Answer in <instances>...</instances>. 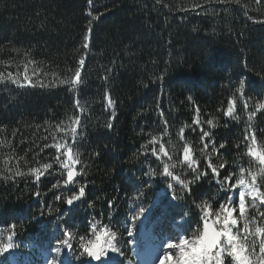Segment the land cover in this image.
Here are the masks:
<instances>
[{"label": "trees", "instance_id": "16d2710c", "mask_svg": "<svg viewBox=\"0 0 264 264\" xmlns=\"http://www.w3.org/2000/svg\"><path fill=\"white\" fill-rule=\"evenodd\" d=\"M89 11L99 18L93 20ZM89 21V46L84 48ZM262 21L264 0L259 4L256 0H93L92 5L88 0H0V61H12L0 64V71L23 72L21 62L34 60L29 73L39 66L42 81L51 84L57 77L71 76L78 61L85 60L83 83L72 92L67 85L21 88L0 84V225L16 224L18 246L0 256V263L9 257L23 263L47 252L50 264L65 260L79 264L74 258L79 238H90V224L99 221V226L108 224L117 232L124 264H131L132 246L140 242L143 228L151 226L157 234L167 228V237L173 235L183 223L177 214L181 211L190 217L185 225L190 232L199 221L193 200L207 201L212 210H218L224 196L210 170L208 178L192 186L191 195L175 186L182 200L173 199L166 178L144 176L141 169L146 171L149 164L162 171V162L151 153L141 155V145L152 136L165 144L173 161L183 158L187 143L202 170L211 160L216 167L225 163L221 176L238 173L241 167L246 170V180L248 171L264 176V165L246 155L243 143L248 114L253 110L244 109V100L253 104L264 99ZM241 79L246 80L243 99L235 91ZM106 95L115 101L114 108H108ZM233 97L234 115L239 120L224 115ZM76 100L82 111L76 108ZM77 115L81 125L76 148L81 164L76 168L79 171L83 166L84 174L76 177L75 186L52 189L57 180L66 177L55 163V148L44 145L53 143V134L58 139L65 136L57 132L56 125L63 122L68 128ZM213 117L215 128L205 123ZM194 118L199 119V126L192 123ZM109 122L111 129L106 127ZM251 126L256 132V148L264 150V111L253 118ZM181 127H185L184 140L179 138ZM201 127L211 133L203 142ZM204 143L209 145L207 157L199 152ZM220 143H226V148L219 149ZM5 161L12 172L5 168ZM45 163L53 167L37 183L28 170ZM17 170L26 174L15 176ZM182 172L179 165L174 170L184 179ZM145 180L147 185L142 183ZM85 184V197L70 211L64 198ZM57 194L60 201L55 199ZM109 201L112 207H108ZM137 205L146 208L147 219L141 217L144 226L133 228V235L128 236L125 225H132L127 217ZM261 213L264 206L259 201L255 208H247L249 219L255 218L250 225L253 230L264 227ZM238 215L234 211V217ZM65 230L75 237L72 250L57 243ZM57 247L61 248L59 254L54 251ZM256 250L259 252V244Z\"/></svg>", "mask_w": 264, "mask_h": 264}, {"label": "snow or ice", "instance_id": "6c2138e0", "mask_svg": "<svg viewBox=\"0 0 264 264\" xmlns=\"http://www.w3.org/2000/svg\"><path fill=\"white\" fill-rule=\"evenodd\" d=\"M225 2V0H221ZM257 4L261 3V0H256ZM88 4L92 5L93 0H88ZM199 7V5H196ZM92 16V19H98V16H93L92 12L87 13ZM264 22V21H262ZM193 28V31H196ZM91 32V21H89V27L84 35L83 47L88 48L89 46V33ZM23 63V72L19 70L15 73L0 71V84L11 83L17 87H35L39 85L40 87H53L58 85H67L68 91L72 92L77 89L79 85L83 83L81 76V69L84 66L85 60L81 58L78 61V67L72 73L71 76H65L64 78L57 77L56 80L49 84L44 83L41 79V69L39 66L33 67L31 74L29 73V66L35 65L34 60H26ZM0 64L10 65L12 61H0ZM19 68V65H16ZM48 73H44L47 77ZM108 77H105L107 80ZM159 79H163L160 77ZM246 88V80L241 79L239 81V86L236 88V93H239L240 97L243 99L244 92ZM107 99L108 108H114L115 101L108 95L105 97ZM189 100L192 97H188ZM234 104L235 99L229 100L227 110L224 115L231 117L233 120H239L240 117L234 115ZM75 106L78 110H81V105L79 100L75 101ZM243 107L245 110L250 107L253 109L248 114L249 125L248 129L244 134V146L247 148L246 155L254 157L259 161L260 165H264V150L256 148V132L252 130L251 121L257 116L258 113L264 111V99L256 100L253 104L249 103V100H244ZM197 115L199 114V109H196ZM163 115V113H161ZM112 116H115V112H112ZM215 117L208 119L205 123L215 128L216 123H214ZM167 121H165V124ZM193 124L199 126V119H193ZM63 122L56 125L57 132L65 133V136L59 139L55 134L52 136L53 143L45 144L44 147L55 148V163L60 166L62 170V175L66 178L61 182L57 180L56 183L52 185V189H57L60 187L68 188L69 186H75L78 181L76 177L84 174V167L82 166L79 171H77L76 166L81 164L80 152L76 148L78 143L79 132L78 129L81 125L80 116L77 115L70 127H63ZM112 123H107L106 127L111 129ZM185 127H191V125H185ZM185 127H181L180 140H184ZM195 131V129H193ZM201 136L200 141L203 142L205 138L211 136L209 131H205L202 127L200 128ZM164 135H167L165 131ZM47 139V137H45ZM250 142V143H249ZM169 143H171L169 141ZM149 145H152L149 148ZM156 145H159L157 148ZM208 144L204 143L203 147L199 149L200 156L207 157L208 153L206 149ZM144 152L141 155L147 156L151 153L155 157L156 161L162 162V171L153 168L149 164L146 171H143L144 176L149 177V179H155L157 176L167 179V188L172 190V195L174 200H182L183 196L176 195V185L180 186V190L186 195L192 194V186L197 185L198 182L209 177V171L211 172V179L215 181L218 185V192H222L224 196L223 202L219 203L218 210H212V206L207 201H202L197 203L193 200V204L196 209H199V221L194 228H185V225L189 224L190 217L187 212L178 211V215L181 216L183 223L178 224L179 229L175 234L169 235L166 239L161 236L155 242V255L154 259L158 261V264H225L227 259L228 264H264V239L257 240L255 237L257 235H264V227H254V230L250 225L255 224V218L249 219L247 216V208H255L257 201L261 206H264V192L261 188L264 187V176H259L251 171L247 172L249 177L247 180L245 178L246 170L244 168H239V172H230L227 175L221 176V170L226 168L225 163H221L219 167L214 166L211 160L206 165L205 169L200 168L199 158H194L192 148L189 144H185L183 147V158L173 161V157L169 155V152L165 148V144L161 142L156 136H152L146 144L141 145ZM240 148V145H236ZM226 143H220L219 149H225ZM43 151V149H41ZM218 151L215 142H212V152L216 153ZM99 155V153H96ZM22 159V157H21ZM168 162H163L164 160ZM182 166V174L185 176L181 179V176L174 174V170L177 167ZM53 167L52 163H45L41 167H33L28 170L27 174H31L34 177L35 182H39L41 176ZM5 168L12 172L11 168H8V162L5 161ZM43 169V171L41 170ZM264 172V169H261ZM19 170L15 171V176L25 175ZM191 175V179H187L188 175ZM233 177H236L234 180ZM11 178V177H7ZM259 180V183H258ZM145 185L148 181H142ZM87 185H82L79 187L78 192H73L64 198V203L69 206V210H73L76 206L77 201H81L85 197V189ZM202 187V185H201ZM51 190V189H50ZM211 193V189L208 190ZM36 196L40 193L36 192ZM139 195H142L140 193ZM250 198V204H249ZM57 201L61 200V195L57 194L55 196ZM139 199V196L137 197ZM92 207L91 204L88 205ZM108 207H112L111 201L108 202ZM178 209L183 208L184 205H175ZM239 212L238 217L233 216V212ZM49 211H52L49 208ZM146 208L137 205L136 208L130 210V215L127 217V221L131 222L132 227L128 228L125 225V231L128 236L133 235V228H142L144 222L141 217L147 219L145 216ZM264 217V213H261ZM174 220V218H173ZM137 222H140L137 224ZM239 222H242V226ZM100 222L95 221L90 224L91 237L86 238L85 236H80L79 238V252L75 255V260L79 261V264H124V253L118 247L117 242V232L112 230V227L108 224L99 226ZM16 224L11 223L6 226L0 225V256H5L10 250L18 247L15 243L16 237ZM64 238L57 241L58 244L63 245V247L72 250V240L75 238L73 233L65 230L63 233ZM257 244H259V252H257ZM54 251L59 254L61 248L57 247ZM111 253V255H109ZM230 258V259H228ZM61 264H70V261H62Z\"/></svg>", "mask_w": 264, "mask_h": 264}, {"label": "rangeland", "instance_id": "374dc122", "mask_svg": "<svg viewBox=\"0 0 264 264\" xmlns=\"http://www.w3.org/2000/svg\"><path fill=\"white\" fill-rule=\"evenodd\" d=\"M233 216H234V212H233ZM161 233H164V231H162ZM141 236H142V242L136 243L132 246L131 258L134 259L132 264H158V261L154 259V255H155V242L159 239V236L155 234L152 228H149L147 230L142 229L140 237ZM257 236H258V240L264 239L263 235H257ZM109 255H111V253ZM47 258L48 255L45 254L42 257V259L35 260L34 261L35 263L33 264H47L46 263ZM225 261H227V259ZM10 264H14V263L11 262Z\"/></svg>", "mask_w": 264, "mask_h": 264}]
</instances>
